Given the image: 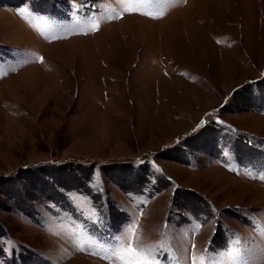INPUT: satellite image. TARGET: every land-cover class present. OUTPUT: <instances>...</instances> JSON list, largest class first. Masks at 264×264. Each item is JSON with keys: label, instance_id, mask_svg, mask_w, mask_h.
Returning a JSON list of instances; mask_svg holds the SVG:
<instances>
[{"label": "rangeland", "instance_id": "1", "mask_svg": "<svg viewBox=\"0 0 264 264\" xmlns=\"http://www.w3.org/2000/svg\"><path fill=\"white\" fill-rule=\"evenodd\" d=\"M129 262L264 264V0H0V264Z\"/></svg>", "mask_w": 264, "mask_h": 264}, {"label": "snow or ice", "instance_id": "2", "mask_svg": "<svg viewBox=\"0 0 264 264\" xmlns=\"http://www.w3.org/2000/svg\"><path fill=\"white\" fill-rule=\"evenodd\" d=\"M129 251H131V249H129ZM129 264H130V262H129Z\"/></svg>", "mask_w": 264, "mask_h": 264}]
</instances>
